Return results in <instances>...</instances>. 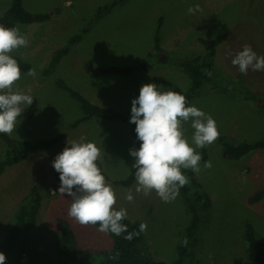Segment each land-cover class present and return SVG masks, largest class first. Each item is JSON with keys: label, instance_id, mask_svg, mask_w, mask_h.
Returning a JSON list of instances; mask_svg holds the SVG:
<instances>
[{"label": "rangeland", "instance_id": "obj_1", "mask_svg": "<svg viewBox=\"0 0 264 264\" xmlns=\"http://www.w3.org/2000/svg\"><path fill=\"white\" fill-rule=\"evenodd\" d=\"M113 0H23L31 12L53 11L43 22L17 23L28 38V46L14 50L32 64L36 75L21 71L14 87L38 98V110L32 118L17 117L10 136L22 140L45 139L64 131L68 138L30 154L24 160L7 166L0 175V238L4 237L21 200L37 184L45 197L37 222L11 250L10 264H61L57 252L56 217L67 218L73 226L79 245L103 249L112 245L108 233L95 225H81L68 215L71 197L59 193L52 161L67 146L68 139L86 137L100 149L99 162L110 176L106 183L116 194L113 207L127 210L130 219H143L147 224L145 247L155 259L173 262L177 246L190 221V212L179 193L164 202L153 190L150 195L137 193L136 182L121 186L114 180L124 179L132 171L137 149L128 124L121 120L92 117L72 126L82 116L79 102L56 83L63 78L92 102L126 112L131 116L132 100L138 98L146 83L163 86L162 90L184 94L190 78L170 65L127 74L91 76L84 63L94 66L138 67L154 51L155 33L162 18L161 47L178 56L205 53L198 37L214 38L226 34L217 46L214 67L219 80L230 81L225 92L206 84L187 106L195 105L216 120L218 130L231 140L256 141L264 138V71L247 75L233 66L232 58L248 44L258 55H264V0H123L111 11L99 13L101 6ZM13 0H0V16ZM199 4L202 11L188 12ZM88 31L77 41H70L86 23ZM15 25V26H16ZM66 46L67 52L55 70L45 73L55 52ZM27 104L22 105L25 107ZM191 146L194 129L191 121L182 124ZM5 142L0 136V158ZM218 138L211 145L197 149L202 155L201 171L196 174L202 189L212 201L204 210L197 247L200 264H250L246 254L245 225L251 223L264 236V197L256 203L248 198L264 187V149H253L238 159L225 158ZM205 151V156H204ZM206 157V158H203ZM211 161V168L204 163ZM131 190L134 200L125 199Z\"/></svg>", "mask_w": 264, "mask_h": 264}, {"label": "trees", "instance_id": "obj_2", "mask_svg": "<svg viewBox=\"0 0 264 264\" xmlns=\"http://www.w3.org/2000/svg\"><path fill=\"white\" fill-rule=\"evenodd\" d=\"M123 0H113L98 10L99 13L111 11L119 5ZM54 16L53 11L49 12H31L25 6L23 0H13L12 4L0 16V24L6 27H13L17 23H35L43 22L51 19ZM158 29L155 33V47L154 51L149 53L148 59L142 62L138 67H123V66H94L91 62L84 63L85 69L91 76H99L102 74H127L135 70H149L158 65H170L182 70L190 78V86L183 94L186 97V107L197 93L206 85L215 90L225 92L229 89L230 81L219 80V75L214 67V57L217 46L226 38V34H219L214 38L198 37V41L203 45L205 53L197 56H178L163 50L161 47V23L160 18ZM88 21L83 28L70 41H77L82 34L88 31L91 23ZM66 46L59 48L53 55L50 65L45 69V73H50L55 70L57 63L67 52ZM17 59L21 71L28 72L32 68V64L18 55H12ZM207 72H211L208 75ZM55 83L65 90L71 97L75 98L81 107L82 116L76 119L72 126H77L80 123L89 120L92 117H99L109 120H121L128 124L133 141L139 149L141 141L137 139L135 131L136 125L130 123L131 116L126 112L118 111L108 106L97 104L88 99L79 90L70 87L63 78H56ZM33 97L32 105H26L23 108V113L19 118H32L38 110V98ZM264 114V108H261ZM219 131V130H218ZM0 136L5 142V149L0 158V175L5 171L7 166L18 163L30 154L47 149L68 138V132L64 131L56 136L45 139H29L22 140L10 136L8 134L0 133ZM218 140L222 145V155L225 158L238 159L247 154L253 149H264V138L256 141L246 140H231L226 134L219 131ZM204 151V156H205ZM203 158H206L204 157ZM97 165L101 169L105 179L110 176L103 170L101 163L97 160ZM135 171L132 169L129 175L124 179L114 180V182L121 186H131L135 180ZM182 172L186 175L189 183L180 188L179 193L182 195L185 204L190 212V221L184 230L183 239L187 238V246L182 241L177 246V258L169 263L163 260L155 259L151 254H147L145 247V232H140L138 236L127 240L124 237L128 232H138L141 223H146L143 219L126 218L121 223L128 226V232L116 236L107 232L112 238V245L103 249H92L79 245L76 232L70 221L62 216L56 217L58 225V239L57 252L59 262L61 264H200L197 247L200 244L199 229L202 224V214L204 210L211 209L212 201L210 195L202 189L201 183L193 171L184 170ZM54 177L57 183L60 182V174L54 170ZM45 195L37 184H34L29 192L21 200L14 216L10 222L9 228L4 237L0 238V252L6 255L5 264H10L11 250L16 249L18 244L22 241L24 235L34 227L37 222L38 214L42 206V201ZM264 197V187L249 196V203H256ZM115 210H120L119 207H113ZM99 228V224H96ZM245 241L246 254L250 264H264V236L257 233L251 223L245 225ZM119 253V258L112 260L109 257L115 256Z\"/></svg>", "mask_w": 264, "mask_h": 264}, {"label": "clouds", "instance_id": "obj_3", "mask_svg": "<svg viewBox=\"0 0 264 264\" xmlns=\"http://www.w3.org/2000/svg\"><path fill=\"white\" fill-rule=\"evenodd\" d=\"M202 11L199 4L190 6L188 12ZM28 46V38L21 32L20 25L6 27L0 24V133L11 135L15 129L17 117L23 113L22 105H32L33 97L15 88L21 78V69L17 59L11 53ZM238 66L241 74L252 71H264V55H258L250 45L245 44L231 60ZM211 75V72H207ZM35 76V68L26 73ZM155 83L143 84L138 98L132 100L130 123L136 125L137 139L141 141L139 149H130L135 158L132 168L135 171L137 193L145 196L155 190L164 201L176 199L180 188L189 183L182 172L201 171L202 155L197 149L211 145L219 136L216 120L195 105L186 107V97L179 91L162 90ZM191 121L194 133L192 145L184 135L182 124ZM100 149L86 137L79 141L68 139L67 146L52 161V166L60 174L59 193L71 197L72 204L68 215L81 225L99 224L98 231L110 232L116 236L128 232V226L121 223L127 218V210H115L116 194L97 165ZM211 168V161L204 163ZM133 202L131 190L125 196ZM147 230V224L141 223L138 232H128L127 240ZM182 243L187 246V238ZM119 258V253L109 257ZM6 255L0 252V264H5Z\"/></svg>", "mask_w": 264, "mask_h": 264}]
</instances>
